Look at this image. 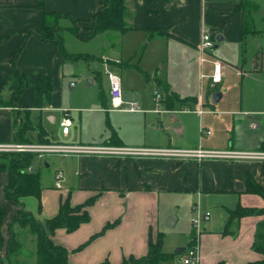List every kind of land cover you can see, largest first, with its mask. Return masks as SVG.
<instances>
[{"label": "crops", "instance_id": "crops-1", "mask_svg": "<svg viewBox=\"0 0 264 264\" xmlns=\"http://www.w3.org/2000/svg\"><path fill=\"white\" fill-rule=\"evenodd\" d=\"M129 1L134 11L130 21L132 29L122 34L99 33L82 40L74 34L73 28L76 27L80 32L87 31L100 8L99 0H0V95L7 97L9 94L5 84L16 51L14 66L19 72L33 80L48 75L53 85L51 101L42 107L33 106L32 86L22 91L13 106H0V142H20L15 137L16 127L28 121L35 127H43L50 143L264 151L262 111H242L232 107L217 111L214 108L207 109L200 87L193 92L189 83L193 78L200 86L201 81L207 79V87L210 88L222 81L212 85L209 78L211 62L199 60L197 46L204 29L209 30L214 43L217 42L213 48L220 49L233 43L244 49L246 34H243V14L236 10L239 0ZM45 12L58 15L49 16L46 21L63 29L62 43L69 58H63L54 43L37 37L45 22ZM253 13L254 10L250 32L255 37L260 33L255 28ZM68 35L84 42L102 37L97 40L99 45L119 49V59L108 53L96 56L89 51L68 49L67 41L72 43ZM136 51L137 62L134 63L132 58ZM206 57L210 60L219 59L224 72L232 67L241 77L246 76L247 70L237 67L246 64L244 57L238 65V62L225 60L222 53L218 55L209 51ZM96 59L100 63L99 69L90 62ZM81 60L88 61L89 84L96 82L105 88L96 99L92 94L87 97L82 92H71L67 107L64 101L65 78L78 70L76 63ZM259 68L262 70L263 66L259 65ZM250 69L258 71L256 60L252 61ZM107 70L121 71L124 98L137 101L143 112L109 110L110 97L105 77ZM203 70H207V73ZM154 88H158L164 98L165 89L169 90L184 100L182 104L185 106L181 108L178 107L179 103H175L171 109L163 99L161 108L165 111L153 112ZM223 96V92L220 93L218 101ZM199 104L203 109L200 114L195 111ZM63 110L72 120L67 135L61 133L59 125L65 114ZM90 113L98 115L89 118ZM100 114L107 118L106 130L95 127L102 121ZM122 115L128 116L129 120L125 124L119 117ZM251 115L255 118H249ZM82 126L85 133H82ZM201 129L209 133H201ZM55 132L61 139L71 137V140L58 141L53 136ZM26 137L30 142L21 143H41L37 141L35 130L28 131ZM61 157L64 159L56 169L62 170L64 174L60 191L45 189L41 185L39 209L38 201L33 196L23 197L20 202L26 211L42 221L55 216L65 198L74 206L95 197L88 206L87 222L72 232L59 228L53 233V241L69 252L68 264H96L103 260L120 264L129 256H144L149 237L155 239L157 232L164 234L162 252L176 255L160 264H179L186 247H182L176 236L172 244L175 250L163 251L164 238L168 233H181L188 238L192 231L191 219L196 214L202 217L199 224V264H251L262 258L260 253L253 250L252 244L256 225L264 221V214L241 217L231 223L230 233L224 234L223 230L228 211L237 205L245 208L264 207V199L260 195L245 191L249 175L264 188V161H196L144 156ZM45 167H49L46 162ZM7 180V173L0 171V184L5 185ZM0 203L7 210L1 226L6 242L9 237L7 223L18 207L2 196ZM172 213H175L176 221L169 228L163 222ZM206 213H209L207 219L204 218ZM108 223L114 224L99 233ZM179 224L178 232H167L166 229L174 231ZM95 234L98 235L78 249ZM4 251V247L0 248V258ZM175 251H179V254Z\"/></svg>", "mask_w": 264, "mask_h": 264}, {"label": "trees", "instance_id": "trees-1", "mask_svg": "<svg viewBox=\"0 0 264 264\" xmlns=\"http://www.w3.org/2000/svg\"><path fill=\"white\" fill-rule=\"evenodd\" d=\"M100 8L90 21V25L86 32H80L76 27L73 28L74 34L82 40H88L96 34L105 32L125 33L132 29L130 21L133 18L134 11L131 10V2L129 0H99ZM258 8V4L254 0H239L237 11L243 14V34L248 32L247 26L252 21V11ZM49 16L56 17L57 14L44 13L45 22L37 34V37L43 41L54 43L63 54V58H69L65 52L62 35L63 29L54 24H48L46 21ZM16 51L11 61V68L8 81L5 88L9 94L7 97L0 95V106H13L22 91L28 86H32L34 90V107H42L49 104L52 98V79L48 75L41 76L33 80L24 73H21L14 66V59L17 55ZM165 104L171 108L175 103L182 104L184 100L179 99L175 94L164 91ZM35 130L37 141L41 143H50L47 133L41 126H33L30 122L24 121L18 124L15 130V137L20 142H30L26 137L28 131ZM39 163L38 157L34 153H1L0 154V171L6 172L8 176L5 185L0 184V197L11 201L18 209L11 220L7 223L9 233L8 240L5 242L1 233V226L5 221L7 210L0 203V248L5 249L4 255L0 258V264H18L17 256L23 249L18 240V233L14 227L26 228L34 235V251L32 257L34 264H68L69 252L65 247L53 241L52 236L56 229H64L66 232H72L79 227L80 224L89 220L88 206H90L95 197L85 202L72 206L69 199L65 198L61 201L58 212L55 216L44 219L42 221L36 219L31 212L23 208L20 199L23 197L33 196L38 201V209L40 208L41 184L39 172L33 169ZM31 166L32 170L26 169ZM245 191L260 195L264 199V188L257 184L249 175L246 178ZM262 208H245L237 205L234 209L228 211V217L223 233H230L229 227L235 220L244 216L262 215ZM114 224V223H113ZM106 224L99 233L113 225ZM80 245L78 249L86 245L92 238ZM163 232H157L155 239L149 237L147 253L144 256L135 258L129 256L120 264H160L161 262L170 261L176 255L166 254L162 252ZM254 251L260 253L262 258L251 264H264V221H260L256 225L254 240L252 244ZM22 264L24 263L21 261ZM96 264H111L108 260H103Z\"/></svg>", "mask_w": 264, "mask_h": 264}, {"label": "rangeland", "instance_id": "rangeland-1", "mask_svg": "<svg viewBox=\"0 0 264 264\" xmlns=\"http://www.w3.org/2000/svg\"><path fill=\"white\" fill-rule=\"evenodd\" d=\"M256 3H258L259 10H254L253 13V19H254V25L257 30H259L258 35L255 37H252V32H250L251 29V23L247 26L248 32L246 33L245 38V51L242 48V46L238 44H226V46H222L220 49L218 48H212L210 51H212L215 54L222 53V57H224L225 60L229 61L230 63H237V65L240 63L239 61L243 59L246 60V64L244 66L238 65V69L241 70H247L252 65V61L256 60L258 63V71H252L250 69L249 72L246 71V76L241 77L240 73H236L234 68L228 67L225 69V72L223 70L222 75V81L220 84L216 85L215 87H207V79H204L201 81V84L199 86L198 82L196 83L193 78L190 79L189 83L192 87V91L194 92L196 89L199 90L203 94V99L205 100V108L212 109L214 108L215 111L219 109L229 108L232 107L235 110L241 109L242 111H262L264 113V0H255ZM49 24V23H48ZM89 26V25H88ZM252 31V30H251ZM67 35V34H66ZM65 35V36H66ZM70 36V35H68ZM72 38V43L68 40L67 41V48L73 49L74 51H89L91 53H94L96 56H100L102 53H108L112 56H116L119 59L120 52L119 49L116 48H108L105 45L101 46L99 45L98 38L93 39L90 41H79L74 36H70ZM217 45V42L214 43ZM259 46V47H257ZM68 48V49H69ZM259 48V49H258ZM109 59H114L111 56H107ZM132 61L134 63L137 62V51L135 54H133ZM92 62L91 65L97 66V69H99L100 63L98 59L90 61ZM242 62V61H241ZM259 65L263 66V69L261 70L259 68ZM75 66V65H74ZM76 69L71 72L65 78V85H64V101L68 107V100H70V93L71 92H82L84 95L88 97L89 94L96 99V97L100 96L102 89L105 87L99 83L89 84V80L87 77V74L89 72L88 68V61L87 60H81L76 63ZM116 72V71H115ZM135 72V71H134ZM204 73H207V70H203ZM122 80L121 71L116 72ZM137 74V72H136ZM170 75H173L172 72H170ZM71 87H70V86ZM218 90V91H215ZM105 92V90H104ZM224 94L223 98L217 102H214L212 99V95L214 93H222ZM201 94V95H202ZM207 94V95H206ZM184 104H179L178 107H184ZM111 107V103L109 102V108ZM85 114V113H83ZM98 115V113H90L89 118ZM102 115V121H100L97 126L98 130L107 129V122L106 117ZM85 116V115H84ZM122 120V123L125 124L128 122V116L122 115L119 116ZM190 117L193 119V116L190 115ZM255 118V116H250L249 118ZM190 118V119H191ZM251 121V120H250ZM85 122V121H84ZM84 124V123H83ZM126 127V126H125ZM124 127V128H125ZM84 126H82V133H85ZM53 136L56 140L67 142L71 140V137L67 140L61 139V137L58 135L57 132L53 133ZM39 164L35 167V170L39 172L40 176V183L43 188L50 189V190H56L60 191V189H55L53 187V172L60 167L61 161L64 159L60 155L57 154H46L43 158H38ZM42 159V160H41ZM45 162L49 164V167H45ZM185 227H188V223L185 224ZM192 228V227H191ZM15 232L18 233V240L21 243V248L23 249L22 253L17 256V263L22 264L21 261H23V264H34V258L32 257V253L34 251V235H32L28 229L26 228H19L17 226L14 227ZM180 229V224L176 227V229H173L174 231H170V229H166L167 232H178ZM177 236V239H176ZM189 238L190 235L184 236L181 233L177 235H170L169 233L166 234L164 238V248L163 251H174L175 248L172 247V244L174 240H178L180 243H182V247H188L189 245Z\"/></svg>", "mask_w": 264, "mask_h": 264}, {"label": "built area", "instance_id": "built-area-1", "mask_svg": "<svg viewBox=\"0 0 264 264\" xmlns=\"http://www.w3.org/2000/svg\"><path fill=\"white\" fill-rule=\"evenodd\" d=\"M214 40L211 38L210 32L204 29L201 33L200 43L197 46L199 52L200 62L210 61L212 64V72L209 75L212 85L221 81L223 75V65L219 59H207V53L213 48ZM106 81L108 84V92L110 97L111 107L109 110L118 112L136 113L143 112L139 103L132 99H125L122 86L121 77L112 70L105 72ZM164 99L163 93L154 88L152 91V101L154 103L153 112L160 113L165 111L161 108V103ZM65 114L61 118L59 125L61 133L67 135L72 124L70 116L63 110ZM195 111L202 113L203 109L199 104ZM201 133L208 134V131L200 130ZM1 153H34L38 158L46 154H57L60 156L76 155V156H94V157H164V158H177V159H194L201 161L203 159H226V160H257L264 161L263 150H211L198 148H145V147H131L119 146L108 144H63V143H21V142H0ZM27 171H31L32 167L29 166ZM64 174L62 170L58 169L54 173V187L60 189ZM209 213L204 215L207 219ZM201 216L196 214L191 219L192 231L189 238V245L180 258L179 264H199V237L200 229L199 224Z\"/></svg>", "mask_w": 264, "mask_h": 264}, {"label": "water", "instance_id": "water-1", "mask_svg": "<svg viewBox=\"0 0 264 264\" xmlns=\"http://www.w3.org/2000/svg\"><path fill=\"white\" fill-rule=\"evenodd\" d=\"M220 97V94L219 93H214L212 95V99L214 102L218 101ZM175 221H176V215L175 213H172L164 222H163V225L166 226V227H173L175 225ZM176 254H179V251H175Z\"/></svg>", "mask_w": 264, "mask_h": 264}]
</instances>
